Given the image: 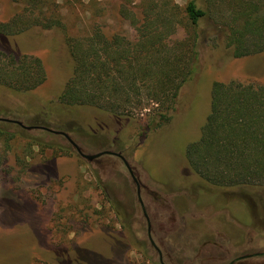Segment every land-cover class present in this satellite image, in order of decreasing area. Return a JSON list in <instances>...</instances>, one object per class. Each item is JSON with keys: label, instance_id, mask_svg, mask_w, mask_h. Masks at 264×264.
Returning <instances> with one entry per match:
<instances>
[{"label": "rangeland", "instance_id": "obj_1", "mask_svg": "<svg viewBox=\"0 0 264 264\" xmlns=\"http://www.w3.org/2000/svg\"><path fill=\"white\" fill-rule=\"evenodd\" d=\"M62 28L35 26L0 35V50L43 59L47 80L30 92L0 86V116L64 130L86 153L120 152L153 193L141 192L152 239L166 264H225L264 251V207L246 190L202 182L186 166V145L199 136L215 81L264 84V52L234 58L210 20L199 24L193 79L172 120L144 133L152 113L110 115L92 107H60L57 94L70 67L65 36L99 23L137 39L122 8L140 15L149 0H55ZM183 7L188 0H171ZM0 0V21L22 8ZM177 31L171 43L183 39ZM0 264H160L150 244L136 187L124 162L103 154L89 162L66 138L39 128L1 127ZM250 264H264L263 256Z\"/></svg>", "mask_w": 264, "mask_h": 264}, {"label": "trees", "instance_id": "obj_2", "mask_svg": "<svg viewBox=\"0 0 264 264\" xmlns=\"http://www.w3.org/2000/svg\"><path fill=\"white\" fill-rule=\"evenodd\" d=\"M20 1L22 8L0 21V35L35 26L64 29L58 11L47 6L55 0ZM121 13L137 29V39L108 32L99 23L84 34H66L70 67L57 94L58 106L92 107L110 115L145 110L152 114L144 133L156 132L172 120L183 87L193 79L201 21L216 25L234 58L264 52V0H188L183 7L149 0L139 16L127 7ZM177 31L184 37L171 43ZM47 77L41 57L0 50V86L30 92ZM0 126L23 128L4 120ZM184 160L202 182L258 194L264 207V84L213 82L209 112L198 138L186 145Z\"/></svg>", "mask_w": 264, "mask_h": 264}, {"label": "water", "instance_id": "obj_3", "mask_svg": "<svg viewBox=\"0 0 264 264\" xmlns=\"http://www.w3.org/2000/svg\"><path fill=\"white\" fill-rule=\"evenodd\" d=\"M0 120H4V121H12V122H15L19 125H21L23 128H26V129H32V128H39V129H43V130H47L49 132H52L54 134H59V135H62L66 138V140L70 143V145L84 158L86 159L87 161L89 162H92L95 158L99 157V156H102L103 154H114V155H117V156H120L121 159L123 160L128 172H129V175L133 181V183L135 184V187H136V196H137V201L139 202V205L142 209V212H143V216L144 218L146 219V223H147V233H148V238L150 240V242L152 244H154V241L152 239V236H151V223H150V220H149V217H148V214H147V211L145 209V205H144V202L142 201V197H141V192H140V182H139V179L134 171V166H132L126 159L123 155H121L120 153L118 152H114V151H108V150H103V151H99V152H96V153H86L77 143L76 141L69 135V133H67L66 131L64 130H56V129H52V128H49V127H45V126H32V125H24L20 120H14V119H9V118H6V117H0ZM256 254H264V252L262 253H256ZM249 255H244L242 257H247ZM242 257H237L233 260H231L230 262H227L225 264H234L237 260H239L240 258Z\"/></svg>", "mask_w": 264, "mask_h": 264}, {"label": "flooded vegetation", "instance_id": "obj_4", "mask_svg": "<svg viewBox=\"0 0 264 264\" xmlns=\"http://www.w3.org/2000/svg\"><path fill=\"white\" fill-rule=\"evenodd\" d=\"M108 151H110V150H108ZM115 152V151H114ZM78 153V152H77ZM118 153H120V152H118ZM121 154V153H120ZM80 155V154H79ZM112 155H114V154H112ZM122 155V154H121ZM115 156H117V155H115ZM101 156H99V157H97V158H95L93 161H97L98 160V158H100ZM117 157H119L120 159H121V157L120 156H117ZM122 160V159H121ZM123 161V160H122ZM134 171H135V173H136V175H137V177H138V179H139V182H140V192H142V191H145V192H147V193H150L151 195H154V193L144 184V183H142L141 182V179H140V175L137 173V171H136V169H135V167H134ZM151 234H152V230H151ZM150 241V240H149ZM150 244L152 245V247L158 252V254H159V259H160V264H166L163 260H162V251L160 250V248H158L157 246H156V244L154 243V244H152L151 242H150ZM262 252H264V251H261V252H254V253H246V254H243V255H240V256H237V257H242V256H244V255H249V256H247V257H242V258H240L239 260H237L234 264H250V263H248V259L250 258V257H254V256H263L264 254H256V253H262ZM237 257H234L233 259H235V258H237ZM232 259V260H233ZM231 261V260H230ZM229 261V262H230Z\"/></svg>", "mask_w": 264, "mask_h": 264}]
</instances>
